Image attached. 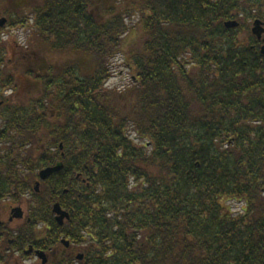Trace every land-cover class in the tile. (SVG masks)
<instances>
[{"label":"trees","instance_id":"1","mask_svg":"<svg viewBox=\"0 0 264 264\" xmlns=\"http://www.w3.org/2000/svg\"><path fill=\"white\" fill-rule=\"evenodd\" d=\"M124 1L0 0V202L29 200L20 227L0 220V264L30 248L47 264H264V55L251 34L264 0ZM135 16L144 38L122 111L126 94L105 86ZM18 27L76 58L39 74L36 56L19 74L4 40Z\"/></svg>","mask_w":264,"mask_h":264},{"label":"rangeland","instance_id":"2","mask_svg":"<svg viewBox=\"0 0 264 264\" xmlns=\"http://www.w3.org/2000/svg\"><path fill=\"white\" fill-rule=\"evenodd\" d=\"M35 5H39L41 3V0H33ZM133 1V0H131ZM130 1V2H131ZM125 3L122 5L123 7L126 6V3L129 2V0H125ZM5 16H1L0 14V20L4 18ZM252 25L253 22L251 21ZM129 25V32L125 36V39L123 40V45L120 49L119 54L111 60V71L113 73L112 78L108 81L105 87H108L111 90L117 89L119 93L126 94L123 99L119 98V108L123 111L122 108H129L130 104L134 101V95L132 93V80L134 79L133 71H131L127 67V63L132 56V52H138L139 49H141L142 46V40L144 38L143 29L140 26L139 16H135L133 19L128 20ZM251 25V28H252ZM6 36L4 37V40H11V42L14 43L15 48L13 49V45L10 47V52L7 53L6 60L8 63L11 61L9 66L18 67L19 74L23 71H25L27 68H29L30 61L34 57H42L40 59L45 60V64H42L41 68V62L40 60L38 63H35V69L34 71L41 74L43 71L47 69V66L49 64L54 65L57 69H60L63 65L68 63L70 60L76 58L62 54L59 52H51L46 47H44L43 44H41L35 36L31 33L30 30L24 29V28H7L5 33ZM13 49V50H12ZM15 50V51H14ZM17 54V55H16ZM36 54V55H34ZM22 74V73H21ZM32 84V83H28ZM26 86V89L24 90L25 95L27 93H33L36 94L37 92H34V87L31 85L30 87ZM9 92L7 95H10ZM12 95V94H11ZM13 97V96H12ZM17 96H15L13 99L14 101H17ZM25 99V97H24ZM19 100V99H18ZM25 101V100H22ZM130 103V104H129ZM131 138L135 139L136 144L138 146H142V142L137 140L136 132H133L132 130H129ZM36 186V185H35ZM41 190V189H40ZM227 207L229 209H232L233 212L239 213L244 208V203L238 202L236 200H230L227 202ZM21 208L24 212V218L23 219H15L14 214L12 213L14 209ZM29 211V200H25L21 203H16L14 201H3L0 202V220L4 223H8L10 228L17 229L22 224H24L27 220ZM68 241V240H67ZM69 242V241H68ZM71 243L69 242V246H66L64 244L65 248H70ZM28 250V249H26ZM43 252V251H42ZM46 254V253H45ZM80 255L83 256L82 260L84 259L83 251L79 252ZM48 260L49 256L46 254ZM20 257L18 254H14V257L10 258L9 264H18L20 263ZM42 263L43 261L37 257L36 255L30 258L29 260H26L24 264H33V263ZM48 263V261H47Z\"/></svg>","mask_w":264,"mask_h":264},{"label":"water","instance_id":"3","mask_svg":"<svg viewBox=\"0 0 264 264\" xmlns=\"http://www.w3.org/2000/svg\"><path fill=\"white\" fill-rule=\"evenodd\" d=\"M7 22H8L7 18H2L0 20V28L4 27L7 24ZM225 26L227 28H238L239 23L237 21H228L225 23ZM251 33H252V36L258 38L259 40L262 39L263 45L261 48V54L264 55V38H262V36H264V23L260 20H256L252 25ZM2 104H3V102L0 101V107L2 106ZM61 148H62V146H61ZM63 168H64L63 164H58L54 167H48V168L41 170L39 173L40 180L41 181L48 180L53 174L60 172L61 170H63ZM40 188H41V182L38 181V182H36L35 192L39 193ZM12 213L14 214L15 219H23L24 218V212L21 208L14 209ZM53 213L56 217L57 222L61 226H63L66 221H69L71 219L70 214L67 211H65L59 203L54 205ZM63 244H65L66 246H69L68 241H63ZM32 251L33 250L31 248L26 253L30 254ZM36 254L43 261V264H47L48 258L46 256L45 252L37 251ZM82 258H83V256L80 255L79 259L81 260Z\"/></svg>","mask_w":264,"mask_h":264},{"label":"flooded vegetation","instance_id":"4","mask_svg":"<svg viewBox=\"0 0 264 264\" xmlns=\"http://www.w3.org/2000/svg\"><path fill=\"white\" fill-rule=\"evenodd\" d=\"M256 20H260V21H262V22L264 23V20H261V19H256ZM256 20H255V21H256ZM255 21H253V23H254ZM251 30H252V29H251ZM245 37H246V35L244 34L242 40H243V41H246L245 45L248 46V45L250 44V42L247 41ZM262 38H264V36H262ZM257 42H259V43L261 44V48H262V45H263L262 39L259 40V39L257 38ZM261 48H260V51H261Z\"/></svg>","mask_w":264,"mask_h":264}]
</instances>
